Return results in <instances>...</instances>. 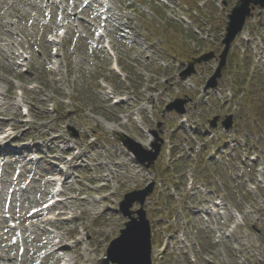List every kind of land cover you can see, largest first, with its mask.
Here are the masks:
<instances>
[{
    "label": "rangeland",
    "instance_id": "374dc122",
    "mask_svg": "<svg viewBox=\"0 0 264 264\" xmlns=\"http://www.w3.org/2000/svg\"><path fill=\"white\" fill-rule=\"evenodd\" d=\"M238 1L95 0V6L83 10L79 2L78 17L71 21L68 10L73 0H54L50 11L43 8L44 0H0V129L12 121L19 126L14 147L21 142L35 145L23 152L27 161L24 158L22 163L15 152L8 154L5 177L15 185H4L0 196V256L4 257L0 264H18L21 249L26 251L24 264H35L41 251L54 250L58 236L66 253H55L43 264H65L63 258L67 264H111L106 259L108 246L127 221L119 204L126 194L144 189L152 180L157 186L145 208L152 224L153 264H264V116H256L264 105L255 107L235 94L229 65L223 71V95L210 98L211 106L200 101L199 90L187 92L185 85L169 80L179 78L192 58L222 50L228 15ZM59 13L67 19L61 21ZM104 14L107 22L101 20ZM182 18H191L194 29ZM90 22L104 29V38ZM61 28L67 35L51 43ZM192 31L208 39L201 41ZM130 32L136 34L134 41ZM153 40L157 44L145 52L144 43ZM106 41L121 75L110 71L113 59L101 49ZM232 46V53L252 50L251 62L264 78V9L254 11ZM21 50L30 54L25 74L24 66L18 65ZM216 65L212 61L199 73L209 78ZM101 81L109 90L102 88ZM19 89L23 98L18 97ZM176 95L193 98L199 110L210 106V113L200 120V134L194 136L205 146L200 154L187 157L184 148L190 146V137L171 122L169 136L179 157L174 162L172 156L159 160L158 174L155 168L146 170L130 160L119 137L146 140L140 120L148 124L145 128H154L157 121L166 123L165 104ZM252 99L264 102V83ZM21 106L29 110L26 125H21L20 120L26 119ZM139 108L148 111L140 114ZM230 113L236 114L234 129L229 133L214 129L211 138L214 133H206V119ZM70 127L79 131L80 138L71 136ZM91 132L93 138L88 137ZM32 154L38 158V170L36 165L23 168L21 182L16 183L15 169L25 166ZM252 155L256 163L249 162ZM57 168L67 169L68 178L61 209H72L78 218L44 224L36 214L52 191ZM189 182L193 190H188ZM215 197L223 198L222 207L210 202ZM235 211L241 218L233 217ZM232 223L236 227L230 232ZM8 250L13 257L5 256Z\"/></svg>",
    "mask_w": 264,
    "mask_h": 264
},
{
    "label": "water",
    "instance_id": "95a60500",
    "mask_svg": "<svg viewBox=\"0 0 264 264\" xmlns=\"http://www.w3.org/2000/svg\"><path fill=\"white\" fill-rule=\"evenodd\" d=\"M252 4L254 6L251 8ZM258 5L264 8V0H241L232 11V14L229 16L230 22L227 28L226 39L223 41L226 48L220 57V66L208 83L207 88H215L217 86V79L221 77V71L226 64V57L231 43L234 41L237 34L243 30L247 18L252 17L251 11ZM213 58L214 54L210 53L200 59L194 60L182 76H191L192 73L195 72V64L209 62ZM186 103V100H177L171 104L167 110H176L179 113H184V106ZM231 124L232 117L227 120L225 125L230 128ZM213 126H216V119L213 122ZM71 130L74 131L73 128H71ZM152 134L157 141L152 145L155 152L145 150L140 144L126 135L121 139L124 146H126L129 151L133 152L137 161L145 165L146 168L154 164L160 154L163 143L157 131H152ZM147 162L149 163L148 165H146ZM154 186L155 183H152L144 190L135 191L126 195L125 200L121 203L120 210L125 217L129 218V221L125 224V229L121 231V236L115 239L108 249V259L113 264H152L151 226L150 222L147 220L144 204L147 197L153 192ZM136 202L140 203L141 208L137 211H132L131 208Z\"/></svg>",
    "mask_w": 264,
    "mask_h": 264
},
{
    "label": "bare ground",
    "instance_id": "6f19581e",
    "mask_svg": "<svg viewBox=\"0 0 264 264\" xmlns=\"http://www.w3.org/2000/svg\"><path fill=\"white\" fill-rule=\"evenodd\" d=\"M5 184L8 185V184H10V182H8V183L4 182L3 185H5ZM12 184H13V183H12ZM50 185H51V184H50ZM45 189H47V187H46ZM71 214H72V215H71V218L75 219V218L77 217L76 215L73 214V212H71ZM65 246H66V245H63V247H65ZM6 254H7V255H5V256H7V257H13V256H12L13 254H12V251H11V250L6 251ZM1 259H2V256H1Z\"/></svg>",
    "mask_w": 264,
    "mask_h": 264
}]
</instances>
